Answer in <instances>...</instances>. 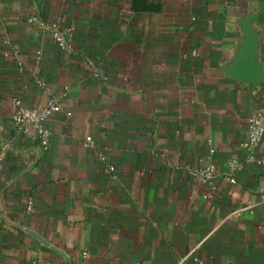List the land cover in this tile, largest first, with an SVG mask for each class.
Listing matches in <instances>:
<instances>
[{"label":"crops","instance_id":"1","mask_svg":"<svg viewBox=\"0 0 264 264\" xmlns=\"http://www.w3.org/2000/svg\"><path fill=\"white\" fill-rule=\"evenodd\" d=\"M54 22L74 28L71 49ZM247 35L264 79V0H0V264H264V166L244 146L264 80L239 75ZM52 95L44 149L13 100ZM210 162L205 198L192 171Z\"/></svg>","mask_w":264,"mask_h":264},{"label":"built area","instance_id":"2","mask_svg":"<svg viewBox=\"0 0 264 264\" xmlns=\"http://www.w3.org/2000/svg\"><path fill=\"white\" fill-rule=\"evenodd\" d=\"M30 21L38 23V17L31 16ZM42 28L51 32V35L55 43L63 50H69L73 46L74 42V28L63 27L60 23L54 22L51 24L41 23ZM43 84V83H42ZM44 85V84H43ZM13 122L17 128L28 132L30 127L35 128L39 141L44 149H47L50 144L52 131L47 126V121L51 115L56 112L62 111V105L58 97L52 95L49 102L43 108H31L26 106L20 98L13 100ZM71 115V112L67 113ZM86 147H93L95 140L92 135H88L84 142ZM244 146L249 150L247 162L264 166V112L257 111L252 114L247 138L244 142ZM263 147L262 153L257 155L259 149ZM213 152V150H212ZM102 161H106L107 158L104 153H99ZM3 162V156L0 154V165ZM110 172L115 171V166L109 165ZM243 163L238 159L231 160L229 169L226 174L227 179L231 183L237 182V173L242 169ZM194 175L201 178L205 184L210 187V191L207 192L204 197L212 198L214 196L213 191L216 188V179L218 176L216 164L210 162L208 165L198 168L192 171ZM33 209V202L30 201L28 204V210ZM242 209L238 210L241 211ZM114 264H119L115 262Z\"/></svg>","mask_w":264,"mask_h":264},{"label":"water","instance_id":"3","mask_svg":"<svg viewBox=\"0 0 264 264\" xmlns=\"http://www.w3.org/2000/svg\"><path fill=\"white\" fill-rule=\"evenodd\" d=\"M247 42L250 48V53L245 58L244 66L240 70V77L248 82H262V72L258 66L257 47L254 40L247 35Z\"/></svg>","mask_w":264,"mask_h":264}]
</instances>
